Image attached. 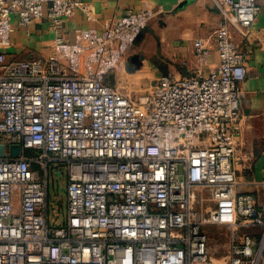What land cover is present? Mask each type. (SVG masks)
I'll return each mask as SVG.
<instances>
[{
    "label": "built area",
    "instance_id": "2783aa9c",
    "mask_svg": "<svg viewBox=\"0 0 264 264\" xmlns=\"http://www.w3.org/2000/svg\"><path fill=\"white\" fill-rule=\"evenodd\" d=\"M81 1L0 0V264H211L207 229L220 224L232 231L225 264H264V197L239 188L237 167L246 56L226 27L251 33L259 0H213L224 18L213 72L127 91L106 76L159 11L66 42ZM14 17L26 31L47 17L53 54L8 59ZM51 176L66 188L62 223Z\"/></svg>",
    "mask_w": 264,
    "mask_h": 264
},
{
    "label": "crops",
    "instance_id": "0c3cea01",
    "mask_svg": "<svg viewBox=\"0 0 264 264\" xmlns=\"http://www.w3.org/2000/svg\"><path fill=\"white\" fill-rule=\"evenodd\" d=\"M259 17L247 36L228 22L229 36L245 53L247 77L241 83V108L245 114L239 134L238 154L249 151L255 140L264 137V0H259ZM154 7L159 14L141 33L129 53L106 76V83L127 91L133 82H158L161 76L175 78L191 76L200 71L204 75L213 72L221 62L217 49V29L223 23V15L213 0H82L76 13L67 19L64 40L73 42L90 29L101 30L105 19L121 17L127 11H140ZM257 33H260L259 35ZM207 41L204 58L196 54L195 41ZM12 46L7 49V58H48L55 51V34L47 17L34 21L29 31L21 29L16 17L11 24ZM140 55L139 68L131 57ZM127 83V85H123ZM239 177L247 180L243 191L253 192L259 200L264 189L252 184L250 178H264V156L254 168L244 169L238 162Z\"/></svg>",
    "mask_w": 264,
    "mask_h": 264
},
{
    "label": "rangeland",
    "instance_id": "374dc122",
    "mask_svg": "<svg viewBox=\"0 0 264 264\" xmlns=\"http://www.w3.org/2000/svg\"><path fill=\"white\" fill-rule=\"evenodd\" d=\"M150 83L151 82H133L128 85H133L134 87L132 88L136 90H144ZM123 85H127V83ZM243 152L242 154L237 153L239 165H242L245 170L247 168H254L255 163L264 156V137L255 140L250 146L249 151L245 149ZM54 180L55 179L51 176L49 185L50 213L52 214L53 220L62 223L66 212V188L63 184V179ZM239 180L241 183L239 184V188L242 189L241 186H245L247 180L242 177H239ZM250 180L252 184L257 185V183L254 182L255 179L250 178ZM207 231L209 236V251L212 258L224 259L223 256L228 253L232 243L231 228L228 225L220 224L209 227Z\"/></svg>",
    "mask_w": 264,
    "mask_h": 264
},
{
    "label": "water",
    "instance_id": "95a60500",
    "mask_svg": "<svg viewBox=\"0 0 264 264\" xmlns=\"http://www.w3.org/2000/svg\"><path fill=\"white\" fill-rule=\"evenodd\" d=\"M140 55H133L131 57V61L132 63L136 66V67H133L131 69V71H134L135 69L139 68L140 66ZM20 152V147L19 146H13L12 149H11V153L13 155H18ZM4 154V146L3 145H0V155H3Z\"/></svg>",
    "mask_w": 264,
    "mask_h": 264
},
{
    "label": "bare ground",
    "instance_id": "6f19581e",
    "mask_svg": "<svg viewBox=\"0 0 264 264\" xmlns=\"http://www.w3.org/2000/svg\"><path fill=\"white\" fill-rule=\"evenodd\" d=\"M211 264H225V261L221 258H213Z\"/></svg>",
    "mask_w": 264,
    "mask_h": 264
}]
</instances>
